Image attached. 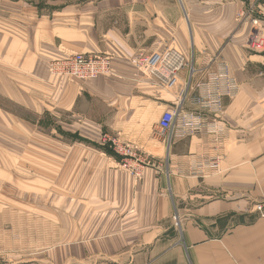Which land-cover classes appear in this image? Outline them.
<instances>
[{"label":"crops","instance_id":"0c3cea01","mask_svg":"<svg viewBox=\"0 0 264 264\" xmlns=\"http://www.w3.org/2000/svg\"><path fill=\"white\" fill-rule=\"evenodd\" d=\"M38 1L0 0V95L29 111L0 110V139L48 124L93 147H60L62 184L49 176L46 190L3 194L0 176V264H264V54L247 50L251 25L238 20L254 0ZM164 48L186 57L190 95L211 59L228 64L238 91L222 99L220 137L207 130L168 146L158 135L177 90L131 58ZM74 53L112 56V73L81 88L51 78L50 63ZM106 135L149 158L140 178L97 150Z\"/></svg>","mask_w":264,"mask_h":264},{"label":"built area","instance_id":"2783aa9c","mask_svg":"<svg viewBox=\"0 0 264 264\" xmlns=\"http://www.w3.org/2000/svg\"><path fill=\"white\" fill-rule=\"evenodd\" d=\"M238 20L247 21L251 25L246 42L247 50L253 54H264V0H254L239 14ZM112 61V56L105 54H66L52 61L49 71L53 78L81 86L100 76L111 74ZM131 62L139 72L156 81L163 89L177 90V104L166 110L157 124L158 135L167 138L168 146L174 139L199 135L207 130L216 137L221 136L223 127L218 116L223 112L222 99L233 97L238 91L229 66L223 59H211L210 65L214 67L197 84L193 95H190L189 84L182 85L180 82V74L188 61L178 50L164 48L149 55L134 56ZM186 102L193 108L191 111L184 108ZM103 143L108 144L115 154L122 157V167L134 178H140L142 172L151 165L148 157L142 156L138 147L122 142L119 138L106 137ZM219 165V159H213L207 166L218 170ZM194 171L202 172L196 169ZM255 208L264 215L263 205L257 204ZM172 222L175 230L182 234V218L175 214Z\"/></svg>","mask_w":264,"mask_h":264},{"label":"rangeland","instance_id":"374dc122","mask_svg":"<svg viewBox=\"0 0 264 264\" xmlns=\"http://www.w3.org/2000/svg\"><path fill=\"white\" fill-rule=\"evenodd\" d=\"M38 2H41L42 4V0H39ZM49 76L53 78L50 75V71ZM0 110L12 115L29 118V111H27L25 107L17 105L1 95ZM43 118H45V121L52 122L53 117L50 116L49 113H46ZM29 127L30 130H32L23 131V134H20V131H17L18 133H15L10 130L9 132L13 136L9 141H1L0 139V169L2 170L0 172V176L4 177L6 181H8V185L6 186L5 191H3V194L7 193L11 196V193H13V197H15L18 192L21 193L23 190H28L29 192L34 191L32 187L33 183L36 184L34 185L36 189L46 190L48 188V178L52 175H55L56 177V185L62 184L61 180L64 175V166L59 162L63 161L62 157L64 156V154L62 153V151H60L59 148L63 147L64 145L74 143L85 144L93 147L90 143L77 142V138L73 136L66 137L59 134V132L49 129L48 124H45L44 128L39 127L38 129L31 126ZM0 129H2V127H0ZM106 137L119 138L113 137L111 135L104 136L101 142H99L100 144L96 143V147L99 152L105 153V151L102 149L104 147L111 150L108 144L103 143V140ZM121 141L127 144H131L122 139ZM131 145L135 146L134 144ZM111 152L114 154V157L119 159V161L122 160V157L115 154L113 150H111ZM142 156L146 157L143 154ZM129 174L132 176L130 172ZM6 225L8 224H4L3 229L6 228Z\"/></svg>","mask_w":264,"mask_h":264},{"label":"trees","instance_id":"16d2710c","mask_svg":"<svg viewBox=\"0 0 264 264\" xmlns=\"http://www.w3.org/2000/svg\"><path fill=\"white\" fill-rule=\"evenodd\" d=\"M75 138H77V137H75ZM77 139H79V138H77ZM104 151H105V153H107V154H109V155H114L112 152H111V150H109V149H107V148H102Z\"/></svg>","mask_w":264,"mask_h":264}]
</instances>
